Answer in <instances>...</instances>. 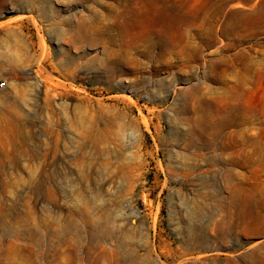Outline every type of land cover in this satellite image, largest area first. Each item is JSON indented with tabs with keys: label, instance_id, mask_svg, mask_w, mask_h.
<instances>
[{
	"label": "rangeland",
	"instance_id": "obj_1",
	"mask_svg": "<svg viewBox=\"0 0 264 264\" xmlns=\"http://www.w3.org/2000/svg\"><path fill=\"white\" fill-rule=\"evenodd\" d=\"M0 82V264H264V0H0Z\"/></svg>",
	"mask_w": 264,
	"mask_h": 264
},
{
	"label": "bare ground",
	"instance_id": "obj_2",
	"mask_svg": "<svg viewBox=\"0 0 264 264\" xmlns=\"http://www.w3.org/2000/svg\"><path fill=\"white\" fill-rule=\"evenodd\" d=\"M21 88V87H20ZM231 90V89H230ZM237 90V89H236ZM21 93H19V89H18V86H15L13 87V93H14V97L15 98H22L25 105H28L29 104V98H28V95L26 94L27 92H24V91H20ZM207 111V110H206ZM203 118V117H202ZM201 118V119H202ZM206 133L208 132L207 130V127L204 128ZM214 132V131H213ZM202 136H204V133L202 134ZM210 138V137H209ZM210 143V142H209ZM201 144L205 145V146H208V142L204 141L201 139ZM107 146V145H106ZM130 147H131V152L134 151V141L132 143V146L130 144ZM227 147V146H226ZM108 148V147H107ZM109 151V150H108ZM126 151V150H125ZM110 152V151H109ZM127 154V153H126ZM122 155V152H117L116 153V156H120ZM129 155H132V154H129ZM127 157V155H125ZM117 157V158H118ZM240 157V156H239ZM116 158V159H117ZM121 158V157H119ZM129 160V159H128ZM118 161V159L116 160ZM247 186L246 184H244L243 181H238L234 184V186H232L231 188V191H230V198L228 199V201L226 202L227 203V206L230 208V213L229 215L226 217L229 221H233L234 218H235V215H236V211H237V208L240 207V206H243V205H247V204H255L257 205L259 203V200L257 198L258 196V192L254 191V193H252V195H248L246 193V190H247ZM202 192H206L204 190H202ZM204 199V197H203ZM129 202V201H128ZM202 206V207H205L206 206V202L205 200H201L200 199V202H199ZM197 205V204H196ZM262 206V205H261ZM246 219V218H245ZM241 221V220H240ZM106 250V249H105Z\"/></svg>",
	"mask_w": 264,
	"mask_h": 264
},
{
	"label": "built area",
	"instance_id": "obj_3",
	"mask_svg": "<svg viewBox=\"0 0 264 264\" xmlns=\"http://www.w3.org/2000/svg\"><path fill=\"white\" fill-rule=\"evenodd\" d=\"M3 82H0V84H2Z\"/></svg>",
	"mask_w": 264,
	"mask_h": 264
}]
</instances>
